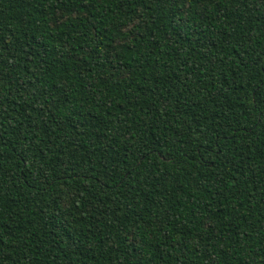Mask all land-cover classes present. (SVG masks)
<instances>
[{
    "label": "trees",
    "instance_id": "1",
    "mask_svg": "<svg viewBox=\"0 0 264 264\" xmlns=\"http://www.w3.org/2000/svg\"><path fill=\"white\" fill-rule=\"evenodd\" d=\"M0 264H264V0H0Z\"/></svg>",
    "mask_w": 264,
    "mask_h": 264
}]
</instances>
